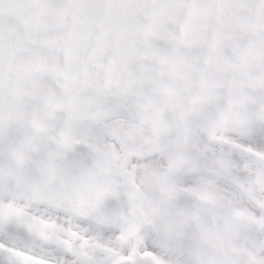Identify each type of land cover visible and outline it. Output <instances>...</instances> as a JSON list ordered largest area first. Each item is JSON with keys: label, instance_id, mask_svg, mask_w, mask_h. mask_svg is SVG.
<instances>
[{"label": "snow or ice", "instance_id": "6c2138e0", "mask_svg": "<svg viewBox=\"0 0 264 264\" xmlns=\"http://www.w3.org/2000/svg\"><path fill=\"white\" fill-rule=\"evenodd\" d=\"M0 264H264V0H0Z\"/></svg>", "mask_w": 264, "mask_h": 264}]
</instances>
